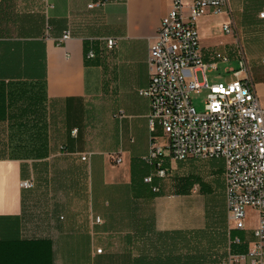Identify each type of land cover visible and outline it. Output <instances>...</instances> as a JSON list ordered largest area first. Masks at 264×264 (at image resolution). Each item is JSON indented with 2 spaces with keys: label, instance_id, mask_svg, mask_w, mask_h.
<instances>
[{
  "label": "crops",
  "instance_id": "1",
  "mask_svg": "<svg viewBox=\"0 0 264 264\" xmlns=\"http://www.w3.org/2000/svg\"><path fill=\"white\" fill-rule=\"evenodd\" d=\"M229 3L251 69L253 42L264 56V0ZM171 4L0 0V264H211L213 226L226 253L222 160L201 159L202 173L173 176L171 185L143 180L154 171L145 160L151 143L167 139L160 125L150 127L149 100L138 91L149 82V46ZM227 20L197 18L205 62L234 45L221 30ZM66 29L72 37L57 45ZM106 37L115 39L112 49ZM262 69L251 77L264 101ZM173 162L163 159L169 174ZM25 179L32 187H20ZM255 225L230 235L246 248Z\"/></svg>",
  "mask_w": 264,
  "mask_h": 264
},
{
  "label": "built area",
  "instance_id": "2",
  "mask_svg": "<svg viewBox=\"0 0 264 264\" xmlns=\"http://www.w3.org/2000/svg\"><path fill=\"white\" fill-rule=\"evenodd\" d=\"M185 6V0H172L162 17L148 50L149 82L138 91L149 100L150 127L160 125L167 139L166 145L151 143L145 160L154 165V171L143 180L150 184L154 177L162 179L169 175L163 163L166 155L172 161L222 160L228 243L219 264H264V104L255 90L243 39L232 26L229 0H191L186 13ZM206 14L228 16L221 30L233 37L238 68L229 69L232 78L225 83L209 84L206 79L205 72L217 69L218 61H229L227 54L217 51L210 62L203 60L196 20ZM259 17H264V11ZM71 37L66 29L55 42L61 45ZM105 45L112 49L115 39L106 37ZM94 56L92 49L86 54L88 59ZM260 61L264 63V56ZM198 72L202 81L197 79ZM203 89H207L204 107L197 112L190 93L199 94ZM86 158L87 154L81 156L82 160ZM120 161V157L115 158L116 163ZM19 185L30 188L33 183L25 179ZM151 188L159 190L156 185ZM197 189L198 185H193L191 190ZM248 207L258 212L253 241L244 251H233L232 245H240L241 240L230 233L246 229ZM95 221L100 222V217L96 216Z\"/></svg>",
  "mask_w": 264,
  "mask_h": 264
},
{
  "label": "rangeland",
  "instance_id": "3",
  "mask_svg": "<svg viewBox=\"0 0 264 264\" xmlns=\"http://www.w3.org/2000/svg\"><path fill=\"white\" fill-rule=\"evenodd\" d=\"M225 35V34H224ZM242 39H243V44L246 45V38L244 36V33L242 35ZM251 43H248L247 45L250 46ZM254 49H256L257 51L254 52L253 54V59H254V65H252V68L250 70H252V77H254L255 80H257V78L262 75L263 72V66L264 63H262L260 61V57L261 54L259 53L260 51V46L259 43L253 42L251 44ZM258 46V47H257ZM228 49H225L226 51H223L224 48H216V51L219 52H225L227 54V56L229 57V61L226 63H221L220 61H218V67L217 69H208L205 72L206 75V79L208 81L209 84L211 83H218V82H222L225 83L226 81L230 80V78H232V71H227L226 69H224L226 66H233L234 69L238 68V64H237V55H236V47L235 45H233L232 47H227ZM197 79L199 81L203 80L202 74L201 72L197 73ZM206 93H207V89H203L201 93L196 94V93H190V101L192 106L195 108V110L197 112H200L203 110L204 107V102H205V98H206ZM261 102L264 104V101L261 100ZM218 160H212L211 164L213 166L216 165ZM206 160H201V159H189L187 161H174L173 162V168L170 169V174L168 175V177L165 178V181L167 182V185H171V181H173V176L175 178H177V176H183L186 174H190L192 173H197L200 174L202 173V171H200L201 169H203L204 163H206ZM176 180V179H174ZM258 219V212L256 209L252 208V207H248L246 209V218H245V222L247 223V226H251L254 225V223L257 222ZM241 237L242 234H239ZM222 238L220 236V232L218 230H216V228H214L213 226V230H212V246H213V252H217L219 253L220 256L223 255V251H224V244L222 243Z\"/></svg>",
  "mask_w": 264,
  "mask_h": 264
},
{
  "label": "trees",
  "instance_id": "4",
  "mask_svg": "<svg viewBox=\"0 0 264 264\" xmlns=\"http://www.w3.org/2000/svg\"><path fill=\"white\" fill-rule=\"evenodd\" d=\"M242 245H232V250L233 251H244L246 248H242ZM225 255V254H224ZM220 256L219 253L213 252L211 255V264H219L220 259L224 256Z\"/></svg>",
  "mask_w": 264,
  "mask_h": 264
}]
</instances>
